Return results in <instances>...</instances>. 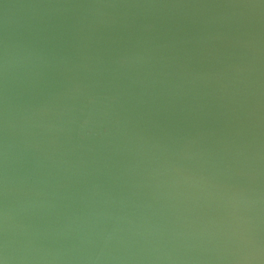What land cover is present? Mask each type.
Wrapping results in <instances>:
<instances>
[{"label":"water","instance_id":"95a60500","mask_svg":"<svg viewBox=\"0 0 264 264\" xmlns=\"http://www.w3.org/2000/svg\"><path fill=\"white\" fill-rule=\"evenodd\" d=\"M3 264H264V0H0Z\"/></svg>","mask_w":264,"mask_h":264},{"label":"clouds","instance_id":"9594fccd","mask_svg":"<svg viewBox=\"0 0 264 264\" xmlns=\"http://www.w3.org/2000/svg\"><path fill=\"white\" fill-rule=\"evenodd\" d=\"M0 264H3V261H0Z\"/></svg>","mask_w":264,"mask_h":264}]
</instances>
